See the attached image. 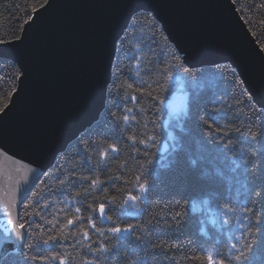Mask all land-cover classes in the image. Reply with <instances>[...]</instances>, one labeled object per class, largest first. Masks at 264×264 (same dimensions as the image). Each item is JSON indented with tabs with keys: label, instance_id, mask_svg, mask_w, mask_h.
I'll use <instances>...</instances> for the list:
<instances>
[{
	"label": "trees",
	"instance_id": "16d2710c",
	"mask_svg": "<svg viewBox=\"0 0 264 264\" xmlns=\"http://www.w3.org/2000/svg\"><path fill=\"white\" fill-rule=\"evenodd\" d=\"M47 1L0 0V44L19 39L25 20ZM235 5L264 51V0ZM20 76L16 63L0 58V113ZM181 92L190 97L178 108L172 97ZM128 195L138 198L136 207L123 204ZM101 204L111 217L106 226ZM229 205L235 211L226 212ZM18 223L27 225L25 242L5 248L0 264H207L209 251L217 264L221 257L237 264L232 244L245 249L244 264H264V108L232 64L190 67L162 23L136 13L117 44L99 121L57 157L21 206ZM129 224L133 231L120 236L107 231Z\"/></svg>",
	"mask_w": 264,
	"mask_h": 264
},
{
	"label": "water",
	"instance_id": "95a60500",
	"mask_svg": "<svg viewBox=\"0 0 264 264\" xmlns=\"http://www.w3.org/2000/svg\"><path fill=\"white\" fill-rule=\"evenodd\" d=\"M152 13L190 67L232 64L264 108V51L231 0H48L21 37L0 44V58L20 70L16 91L0 113V238L21 248L8 224L57 157L99 121L117 44L132 17ZM190 93L174 94V106ZM98 217L110 224L107 209ZM3 256V255H2ZM0 256V259L1 257Z\"/></svg>",
	"mask_w": 264,
	"mask_h": 264
},
{
	"label": "snow or ice",
	"instance_id": "6c2138e0",
	"mask_svg": "<svg viewBox=\"0 0 264 264\" xmlns=\"http://www.w3.org/2000/svg\"><path fill=\"white\" fill-rule=\"evenodd\" d=\"M231 2L235 4V3L237 2V0H231ZM43 6H44L43 4L40 5V7H43ZM262 6H264V5H262ZM35 11H36V8L33 7V8L31 9V12H35ZM30 18H31V17H29V19H30ZM25 23H28V20H27V19L25 20ZM184 71H185V72H190V69L185 68ZM168 79L171 80V77L169 76ZM128 87H132V85L130 84V85H128ZM132 98H133V99H136V97H132ZM128 111H131V109H128ZM216 111H220V109L217 108ZM122 119H123L125 122H127V121L129 120V117H128V116H123ZM209 127H211V125H210ZM226 127H227V125H226ZM215 131H216V132H221L222 129L219 128V127H216ZM237 131H239V130H237ZM223 134H224V135H228L227 132H224ZM240 134H241V135H244V133H242V132H241ZM258 135H259V134L252 133V134H251V139H253V140L258 139ZM130 139H132L134 143L136 142L134 137H131ZM151 139H154V137L151 138ZM140 143H144V144L147 146V141H145V140H141ZM231 143H232L231 140L224 141V142H223V147H224L225 149H228V148L230 147ZM110 148H111V151H112V152H117V151H118V149H117V147H116L115 145H111ZM101 156L104 157V158H107V156H108V152H107V151L102 152V153H101ZM232 158L234 159V157H232ZM82 178H83V177H82ZM136 179H137V181H139V180H140V177H136ZM61 183H63V181H61ZM97 183H99L98 180H92V181H91V185H92V186H95ZM139 191L142 192V193L145 192V191H146L145 186L141 184V185L139 186ZM32 195H33V196H37V197H39V193H32ZM113 199H114V198H113ZM137 199H138V198H137L136 196L128 195L127 199L123 202V204H124V205H127V203H128L129 200H131V201H135V200H137ZM43 207H44V208H47V207H49V205L46 203V204L43 205ZM225 210H226V212H233V211H235V209H234L232 206H230V205H229V206H226ZM6 211H7V215H8V217H10V219L8 220V224L12 225V228L16 230V231L14 232V236H15V238H16V239H19V240H23V239H24V233H25V230H26V228H27V225H26L25 223H14L13 219H11V217H12V213H11V211L8 210V209H6ZM76 212L79 213V212H80V209L77 208V209H76ZM245 212H249V209L246 208V209H245ZM251 212L254 213L255 210L252 209ZM99 213H100L101 216H104V214H105V206H104L103 204H101V205L99 206ZM35 215L40 216V215H42V213H40L39 211H36V212H35ZM107 218H108V219H111V217H107ZM225 222L227 223L228 221H225ZM72 223H73V220H71V219L68 220V224H69V225H71ZM255 223L258 224V223H260V221L257 220V221H255ZM66 227H67V225H66ZM92 227H93V228L96 227L95 223H93ZM133 228H134V226L131 225V224H129V225L126 226V227L114 226V227L108 229L107 231H109V232L115 234L116 236H120V235L123 234V233H129V232L133 231ZM98 231H100V230L98 229ZM4 232L6 233V235H5L3 238H0V256L4 255V245H5L6 243H11V242H12V239H11L10 234H7V233H8V228H7V227H5ZM102 234H103V233H102ZM83 235H84V237L87 238L89 234H88L87 231H85V232L83 233ZM55 239H56V237H55V236H52V237H49L48 239H45V240L43 241V243H44V244H48V243H49V240H55ZM237 239H239V238H237ZM158 246H159V245H158ZM28 247L31 248L32 245H31V244H28ZM88 247L91 248L92 245L89 244ZM231 249H232V250H235V254H234V255H231L230 258H231L232 260H235V261L237 262V264H244L245 249H244V248H238L236 244H232V245H231ZM102 250H103L104 252L109 251V249H108L107 247H104ZM9 254H10V253H9ZM27 259H29V260H35V259H37V257H36V256H30V257H27ZM51 259H57V257H56V256H52ZM206 261H207V264H217V257L214 256V254H213L211 251H209V252L207 253V255H206ZM60 264H65V261H64L63 259H61ZM85 264H92V262H91V261H87V262H85ZM219 264H226V260H225V258L221 257V258L219 259Z\"/></svg>",
	"mask_w": 264,
	"mask_h": 264
},
{
	"label": "rangeland",
	"instance_id": "374dc122",
	"mask_svg": "<svg viewBox=\"0 0 264 264\" xmlns=\"http://www.w3.org/2000/svg\"><path fill=\"white\" fill-rule=\"evenodd\" d=\"M130 201V204L133 206V207H136V205H135V201H131V200H129Z\"/></svg>",
	"mask_w": 264,
	"mask_h": 264
},
{
	"label": "bare ground",
	"instance_id": "6f19581e",
	"mask_svg": "<svg viewBox=\"0 0 264 264\" xmlns=\"http://www.w3.org/2000/svg\"><path fill=\"white\" fill-rule=\"evenodd\" d=\"M172 98H173V102H174V101H175V99H174V95H173V97H172Z\"/></svg>",
	"mask_w": 264,
	"mask_h": 264
}]
</instances>
